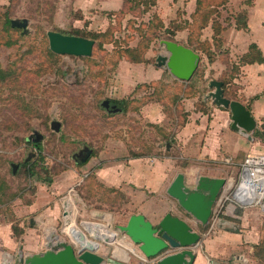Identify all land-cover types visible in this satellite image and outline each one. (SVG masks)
<instances>
[{
    "label": "crops",
    "instance_id": "1",
    "mask_svg": "<svg viewBox=\"0 0 264 264\" xmlns=\"http://www.w3.org/2000/svg\"><path fill=\"white\" fill-rule=\"evenodd\" d=\"M214 4V1L211 2L209 22L200 30L201 35L198 39L200 42L208 43L212 60L208 62L203 52L195 51L200 55L198 70L203 72V77L193 79L194 94L183 93V90H188V82L178 81L166 70L155 66L156 56L164 52L159 43V52L156 55H152V46L146 52V63L132 64L122 59L117 69L118 88L122 93L117 100L142 99L147 95V90L150 93L151 87L159 83L168 86L171 94H179L177 107L178 110L186 113V120L174 131V142L170 145L169 151L179 150L181 156L177 159L171 155L163 158L149 155L126 159L123 164L118 160L117 163L107 166L97 163V159L90 162L93 157L91 156L86 163L80 164L85 167L80 180L69 181V176L52 179L49 184L50 192L38 189L36 196L29 203H16L15 208L0 211V264L14 262L22 254L45 251L49 239L57 233L55 227L58 219L64 216V212L70 218V212L66 213L65 202L66 205L71 206V209L77 204V201L72 198H59L57 189L66 185L69 189L68 197H76L73 194V188L77 184H83L87 188L91 175L104 187L123 192L127 201L125 209L128 207L129 211L125 212V209H122L120 219L116 217L117 225L125 224L132 214L142 215L151 223H156L165 213L171 212L188 221L193 230L201 235L204 234L196 248L193 264L262 263L260 259L253 256V246L263 242L259 240L258 234L247 232L242 225L239 226L238 233L224 230L242 219L240 211L243 209L236 210L233 217H222L226 222L218 224L219 220L215 229L205 234L207 226L201 227L196 224L166 195V188L177 173L182 172L187 186L192 187L198 175L218 177L213 174L212 167L216 164H224L225 159H230L231 163L240 161V165L241 156L243 158L252 144H256L253 133L251 138H248L247 135L232 131L229 112L214 106L210 100L206 99L210 91L208 88L210 81L224 82L225 97L242 103L250 111L256 124L264 121V0H226L220 6ZM71 6L73 12L78 13L77 17L69 19L74 29L93 30L91 27L98 26L103 32L115 22L118 13L125 7V0H72ZM196 7L197 0H157L146 13L138 17L128 13L123 21L125 20L126 23L127 20L134 19L140 23L155 19L163 24L164 29L169 24L182 25L180 30L174 32L172 41L193 50L195 44L190 45L189 26L193 20H197V13L201 12H196ZM241 15L245 16V27L237 29L236 19ZM213 24L220 29L219 35L216 36L218 41L215 44L212 40ZM250 45L257 47L263 61L240 64L239 59L247 54ZM143 85L148 86L146 91L143 88L136 89ZM204 87L207 91L202 95L200 92ZM229 92L232 94H228ZM109 101L114 103L112 100ZM115 105L119 108L117 104ZM161 108L159 102H146L140 107L138 115L151 124L150 126L162 127L166 116ZM105 111L111 114L120 112V110L115 113ZM178 160L185 161L187 168H190L189 171H185L186 168L181 169L178 166ZM42 185L44 183L40 186ZM20 199L21 196L15 198V200ZM5 205L9 206L7 203ZM91 214L90 219L102 217V214L99 216L97 213L93 216ZM82 222L86 223L83 224L86 229L98 232L103 238H109L113 260L108 264H140L138 258L141 255L137 247L116 231V238H112L109 220L103 222L104 225L87 223L85 218ZM13 225L21 231L18 237L13 234ZM67 230L72 239L77 238L80 233L74 223H71ZM59 232L66 240L69 239L65 229L62 228ZM234 249H243L244 252L240 256L230 257ZM97 253L102 255L104 251L101 249Z\"/></svg>",
    "mask_w": 264,
    "mask_h": 264
},
{
    "label": "rangeland",
    "instance_id": "2",
    "mask_svg": "<svg viewBox=\"0 0 264 264\" xmlns=\"http://www.w3.org/2000/svg\"><path fill=\"white\" fill-rule=\"evenodd\" d=\"M71 1L0 0V42L13 43L9 47L0 46V68L9 76L0 81V211L11 210L16 203H29L38 189L50 192L49 184L40 186L41 182L37 180L41 175L37 171L42 163L46 168L42 177L52 180L69 176V181L80 180L85 167L75 164L71 156L82 146L93 150L94 156L90 162L97 159L96 162L104 166L117 163L118 160L123 164L134 153L158 158L171 155L178 159L181 156L179 150H169L174 142L177 123L182 121L183 116L185 118L182 110H179L181 115L178 122L173 121L170 112H167L165 124L154 127L138 115L140 108L137 111L111 114L100 106L103 100H117L122 96L117 74L122 59H118L111 44H105L102 50H94L89 60L49 55L46 32L66 33L74 29L69 19L77 17L78 13L73 12ZM5 18L27 19V33L21 34L20 29L4 33L1 25ZM113 27L121 39L130 37V46L139 41V35L130 32L129 27L124 31L125 20L121 22L120 28L115 22ZM91 28L102 32L98 26ZM160 40L165 39L160 38L150 44L152 55L159 52ZM201 74L198 79H202L203 72ZM206 91L204 87L200 94ZM141 101L139 99L135 104L140 105ZM52 120L59 123L57 133L50 128ZM261 125H264V121L257 123V130L264 131ZM35 132L43 135L39 143L40 152L34 149L33 143L26 142V138ZM164 134L168 136L167 140ZM254 138L256 144H252L248 152L264 154V140L258 136ZM27 158V162L34 164L36 174L32 177L26 175L22 166ZM239 162L216 164L212 167L213 174L226 178L233 185L238 176ZM11 164L17 165L14 174ZM185 168V171L190 169ZM90 177L87 188L83 184L73 188L76 197H68L66 185L57 189L59 198H72L77 204L71 209L65 202L66 213L70 212V218L65 214L58 219L56 235H61L59 231L63 228L71 237L67 230L71 223L82 231L83 224H86L82 222L85 218L87 223L99 225L109 220L112 238H116V217L120 219L122 209H125V196L122 191L97 183L93 175ZM17 196H21V199L15 200ZM220 204L223 207L226 205L223 200ZM127 208L125 212L129 211ZM240 212L242 219L236 225L244 226L249 233L258 234L259 240L264 242V211L261 207L257 205ZM90 213L92 216L94 213L98 216L102 214V217L90 219ZM233 251L230 257L240 256L244 252L243 249Z\"/></svg>",
    "mask_w": 264,
    "mask_h": 264
},
{
    "label": "water",
    "instance_id": "3",
    "mask_svg": "<svg viewBox=\"0 0 264 264\" xmlns=\"http://www.w3.org/2000/svg\"><path fill=\"white\" fill-rule=\"evenodd\" d=\"M27 26L28 20L25 18L10 20V27L20 29L21 34L27 33ZM45 35L48 49L55 55L77 58H89L92 55L93 40L52 30ZM159 44L164 52L156 56L155 66L166 70L178 81L189 82L199 67L200 55L175 41L160 40ZM208 88L210 91L206 99L229 112L230 129L251 138L257 124L250 111L239 101L225 97L222 81L212 80ZM101 106L112 113L120 110L115 104L110 106L109 100H104ZM50 128L57 133L59 123L52 120ZM42 139L43 136L35 132L26 138V142L38 144ZM16 167L17 165L11 164L12 173ZM226 184V178L198 175L192 187H189L184 174L179 172L166 188V195L187 217L201 227H206L212 208ZM225 222L220 219L218 224ZM82 227L77 238L69 237L65 240L61 235H55L49 239L42 253L22 254L14 262L5 264H108L113 260L109 238H103L98 232ZM115 228L137 247L143 258L155 259V264H193L196 248L202 240L201 234L193 230L188 221L171 212L165 213L156 223H151L142 215L132 214L125 224ZM224 230L238 233L239 227L233 224ZM101 249L104 253L99 255L97 251Z\"/></svg>",
    "mask_w": 264,
    "mask_h": 264
},
{
    "label": "trees",
    "instance_id": "4",
    "mask_svg": "<svg viewBox=\"0 0 264 264\" xmlns=\"http://www.w3.org/2000/svg\"><path fill=\"white\" fill-rule=\"evenodd\" d=\"M157 0H125V7L121 12L118 13V15L115 17V23L118 24V28L121 26V22L125 18L126 14H131L135 17L141 16V14L146 13L148 10H150L156 3ZM214 1L215 6H220L225 3L226 0H197V7L196 12L197 13V20H193V23L189 26L190 35H189V41L191 44H195L193 47V50H199L205 54V56L208 59V62H211V52L209 51V45L207 42H200L198 41L201 33L200 30H202L209 22V18L211 16V2ZM2 31L4 33H9L10 30H15L16 28L10 27V20L5 18L4 22L1 25ZM130 28L132 33H137L139 35V41L136 43L134 47H131L128 44V40L130 39L129 36H126L124 39H121L120 35H116L117 30L113 27V24L109 25V27L103 31H94V30H87L86 28L83 29H72L70 32H66L62 34L65 35H73V36H79L88 38L90 40L94 41V47L92 51V55L94 50L99 49L102 50L103 46L105 44H111L113 47V50H116V54L118 59H124L125 61L132 63V64H139V63H146L147 60L145 59V54L148 51L150 44L160 38H164L165 40H171L174 35V32L177 30H180L182 25H174L169 24L166 29H164L163 24L155 19L150 20L149 22H140L137 23L134 19H129L125 23L124 31L127 30V28ZM245 27V16L241 15L236 19V28H244ZM219 27L216 24H213V43L215 44L218 39L216 36L219 35ZM132 38V36H131ZM13 43L11 41H6L1 43L0 46H6L9 47ZM123 44V45H122ZM48 53L50 56H53L55 54L51 53L48 49ZM91 55V56H92ZM89 58H84L86 60H89ZM240 64H246V63H261L263 61V57L261 56V53L257 49L255 45H250L248 48V52L246 55L241 57ZM202 72L197 69L195 72L193 78L190 80V82L187 83L188 90H183V93L185 95L194 94L195 93V85L193 84V79L200 77ZM7 77H9L7 74H5V71L0 68V81H4ZM225 83L223 82V89H224ZM143 88L145 91L148 89L147 85L138 86L136 89ZM151 92L148 93L149 90H147V95L142 97V101L140 102V105H136L135 103H138L139 100L136 99H123V100H112L115 104H117L120 108L121 113H126L127 111H137L138 108H140L143 104L146 102L154 101L159 102L161 107L163 108V112L166 115L167 112H170V117L173 121H177L180 118L181 112L178 110V102L180 99V96L178 93L171 94L168 90V86H166L163 83H159V85H153L151 87ZM28 112V111H26ZM172 113H175L174 116H171ZM185 114V118L184 115ZM168 115V114H167ZM166 115V116H167ZM182 121L180 123H177V126H182L183 123L186 120V113H182ZM264 129V125H261ZM156 127V126H154ZM254 136L260 137L262 140H264V131L257 128L253 132ZM165 140L168 139V136L164 134ZM36 149L41 151V146L39 144L34 145ZM94 156V154H92ZM137 157H143L140 153H134L132 158ZM38 159V158H37ZM44 160L43 158H40ZM44 162V161H43ZM22 166L25 168V173L28 177L34 176L36 173L34 172V164L31 162H24ZM43 163L40 165V169H38V175L41 174L37 180L41 183L50 184L51 180L42 177L45 173L46 168L43 167ZM178 166L181 169H185L187 167V163L185 161H180ZM91 178V177H90ZM13 234L15 236H19L21 231L13 225L12 227ZM254 252L253 256L255 258H258L262 261L261 264H264V242H261L258 245L253 246Z\"/></svg>",
    "mask_w": 264,
    "mask_h": 264
},
{
    "label": "built area",
    "instance_id": "5",
    "mask_svg": "<svg viewBox=\"0 0 264 264\" xmlns=\"http://www.w3.org/2000/svg\"><path fill=\"white\" fill-rule=\"evenodd\" d=\"M224 163L230 164V159H225ZM222 200L226 204L224 207L220 204ZM257 205L264 211V154L248 152L241 160L235 183L231 185L227 180L226 186L219 194L205 234L213 231L222 217H233L236 210ZM138 259L140 264H155L156 261L145 259L143 256H139Z\"/></svg>",
    "mask_w": 264,
    "mask_h": 264
},
{
    "label": "flooded vegetation",
    "instance_id": "6",
    "mask_svg": "<svg viewBox=\"0 0 264 264\" xmlns=\"http://www.w3.org/2000/svg\"><path fill=\"white\" fill-rule=\"evenodd\" d=\"M112 105H114V103H112L110 101V106H112ZM34 145L35 144H33V147H34V149H36V147ZM87 154H89V155L87 156ZM92 154H93V150L92 149H90V148H88L86 146H82V147L78 148V150L76 151V153H74L71 156V158H72V160L74 161L75 164H82V163H86L91 158Z\"/></svg>",
    "mask_w": 264,
    "mask_h": 264
}]
</instances>
